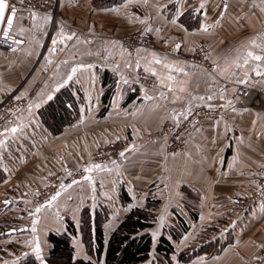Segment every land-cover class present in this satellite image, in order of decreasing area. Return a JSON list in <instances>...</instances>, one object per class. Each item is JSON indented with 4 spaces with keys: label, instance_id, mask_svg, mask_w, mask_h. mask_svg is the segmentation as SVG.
<instances>
[{
    "label": "crops",
    "instance_id": "obj_1",
    "mask_svg": "<svg viewBox=\"0 0 264 264\" xmlns=\"http://www.w3.org/2000/svg\"><path fill=\"white\" fill-rule=\"evenodd\" d=\"M7 1L18 9L11 35L19 43L15 51H0V110L13 100L24 105L0 131L6 145L0 146V264H20L27 256L47 264L50 233H68L75 256L95 261L83 237V215L93 226L100 213L105 215L107 242L135 208L153 214L152 263L162 264L156 246L166 235L175 247L172 264H252L264 245V75L253 70L256 64L264 68V61H249L244 68L232 61L248 50L264 56L249 43L264 38L262 0H228L225 5L218 0H110L103 6L94 0H59L56 18L23 10L27 0ZM61 30L73 38L60 42ZM136 32L151 35L156 48L129 52L122 40ZM53 39L58 42L50 56ZM257 43L264 45V39ZM176 45L189 53L208 49L211 67L174 57L170 51ZM152 53L184 71L153 63ZM89 64L93 67L78 71L55 90L72 66ZM146 66L164 78L163 85L158 79L157 87L138 81ZM169 74L176 80L168 81ZM241 85L258 92L252 104L240 101L236 91ZM199 107H221L224 112L204 120L184 149L168 153L167 139L160 134L163 126L176 123L174 113ZM183 119L179 116V122ZM12 127L18 129L15 134ZM116 141L124 144L123 157L93 161L99 147ZM94 164L111 171H84ZM61 170L78 174V183L63 189L40 213L27 210L31 201L24 194L33 186L44 189ZM64 213L74 220L72 235ZM180 218L188 229L174 238L170 229L178 227ZM37 243L40 258L34 251ZM208 243L209 249L187 261L179 259L181 252ZM97 264H105V253Z\"/></svg>",
    "mask_w": 264,
    "mask_h": 264
},
{
    "label": "built area",
    "instance_id": "obj_2",
    "mask_svg": "<svg viewBox=\"0 0 264 264\" xmlns=\"http://www.w3.org/2000/svg\"><path fill=\"white\" fill-rule=\"evenodd\" d=\"M221 4H227L228 0H218ZM59 0H27L23 10L28 12L42 13L53 18L57 17ZM11 7V6H10ZM14 39H5L0 33V51L12 52L16 48ZM124 47L129 51L133 52L138 48L155 49L156 43L154 38L143 32H136L126 36L123 40ZM170 53L183 61L195 63L206 68L211 67L209 59V50L202 48L193 53L185 52L183 49L176 47L172 48ZM138 81L149 87H157V78L144 70L138 72ZM230 86V84H228ZM237 95L240 101L244 104H252L258 96V92L246 87L238 86ZM22 101H9L4 108L0 110V131L8 125L12 124L16 118L17 113L23 106ZM224 110L221 107L208 108L199 107L196 108L187 119H183L177 123L168 122L166 123L161 131V135H164L167 139V152L172 154L181 151L185 147L187 138L195 133L201 126L204 120H214L223 115ZM124 144L120 141L110 142L102 147H99L92 155V159L95 162L102 163L111 159H116L120 156ZM79 175H68L65 171L61 170L56 173L48 181L44 189H39L33 186L30 191L24 194L26 200H30V207L27 210L33 211L36 207L44 204L50 197L54 196L57 191H62L66 187L72 184V181L78 179ZM63 184L64 188L61 189L60 185ZM261 193L264 192V179L260 184ZM35 192V195L33 193ZM248 204L244 205L247 208ZM63 219L70 224H74V220L69 213L63 214ZM254 264H264V245L262 246L259 255L254 259Z\"/></svg>",
    "mask_w": 264,
    "mask_h": 264
},
{
    "label": "trees",
    "instance_id": "obj_3",
    "mask_svg": "<svg viewBox=\"0 0 264 264\" xmlns=\"http://www.w3.org/2000/svg\"><path fill=\"white\" fill-rule=\"evenodd\" d=\"M109 2L110 0H94L96 6L107 5ZM104 216L100 213L93 226L90 217L83 215V237L87 250L95 256V261L75 256V248L68 233H50L48 241L51 249L46 259L47 264H97L103 253H105V264H155L149 263L153 249L152 236L149 232L153 225L152 212L140 208L132 209L111 233L107 242L103 229ZM68 226L70 234H74L75 224L68 223ZM187 229L186 223L180 218L178 227L170 229V234L177 238L178 234L186 232ZM211 245L208 243L205 246L185 250L179 254V259L187 261L198 252L205 250V247L209 249ZM156 252L160 255L162 264H172L171 255L174 254L175 247L166 235L161 236ZM20 264L38 263L33 256H27Z\"/></svg>",
    "mask_w": 264,
    "mask_h": 264
},
{
    "label": "snow or ice",
    "instance_id": "obj_4",
    "mask_svg": "<svg viewBox=\"0 0 264 264\" xmlns=\"http://www.w3.org/2000/svg\"><path fill=\"white\" fill-rule=\"evenodd\" d=\"M21 2H23V0H21ZM128 2L131 3V2H133V0H128ZM143 2L144 3H147L148 0H143ZM262 3H264V0H262ZM200 7L203 8L204 5L201 4ZM17 11H18V9L16 7H14V6H11L10 7L9 6V4L7 3V0H0V30H2L3 36H4L5 39H8L9 36H10V33H11V31L13 29V26H14V20L17 19ZM261 11L264 12V7L261 8ZM32 15L35 17L36 14L33 13ZM45 19L48 20V19H50V17H45ZM137 19H138V22H140V23H144L145 22L142 19H139V18H137ZM174 22L175 21H173V23ZM203 30L204 31H208V28L205 27ZM148 31H151V29H148ZM20 32L23 33V29L22 28L20 29ZM58 35L61 38V41L60 42H62L64 39L71 40L73 38L72 35H68V36L65 37V35H64V33H63L62 30H61V32ZM257 39H264V38H262V37L253 38L249 42L250 45L252 47L261 48V50L264 51V45L258 44L257 43ZM57 42L58 41L56 39H53L52 40L51 43H52L53 47L50 49V56H51V54H53V53L56 52V48L54 46L57 44ZM14 43H19V41H14ZM176 48L179 49L180 48V45H176ZM13 50L15 51V49H13ZM137 51L139 52V50H137ZM152 56L154 58L153 61H152L153 63H155V64H162L163 63L161 61V59H159L156 56L155 53H152ZM241 60H242V63H241ZM249 61H264V56H262V55H256V54L253 53V51L248 50L246 52V54L243 55V56H241V55L238 54L237 57H236V59L233 60L232 63L235 65L236 68H244L245 66H247L249 64ZM48 62L49 63H52V61H51L50 58L48 59ZM62 63L68 64V61L67 60L62 61ZM92 67H93V65H91V64H89V65L72 66L70 68L69 74L67 75V79L64 80L63 83L59 84L56 87L55 90L56 91H59L60 88L64 87L68 83V81H71L73 79V77L76 75V73L78 71H81L84 68H92ZM126 67H131V64L130 63H126ZM136 67L137 68L140 67V61H139V59L136 62ZM163 67L169 69L170 71L171 70H174L176 72H183L184 71L182 68H178V67L173 69V66L170 65V64H167V63H163ZM227 70L228 69L225 68L223 71H220V75H224V73ZM253 70L256 72V75H258V76L264 75V68H262L260 64L254 65ZM144 71L145 72H150L151 75H153V76H157V73H156L155 69H150L149 67L146 66L144 68ZM214 71H215V69H214ZM245 75H247V73H245ZM121 79L123 80L124 83H128V81L126 79H124L123 76L121 77ZM157 79L160 81L161 85L164 84V78H162L160 76H157ZM167 80L170 81V82H172V81H175L176 80V77L173 76V75H171V74H169L167 76ZM167 87H168L169 91H171V92H174L175 91L172 88L171 83H169L167 85ZM179 91L180 92H183V91H185V89L183 87H181L179 89ZM160 96L162 98H167L166 97V94L164 92H161L160 93ZM52 98H53L52 95H49L47 97L48 100H51ZM146 98L147 99H153L152 97H147V96H146ZM17 99H20V97H17ZM178 99H180V97L178 95H176L175 96V100H178ZM194 99L203 100L204 97H194ZM208 99L211 100L212 99V96H209ZM175 100L173 102H175ZM28 107H29V112H30L31 111V108L33 107V105L32 104H29ZM35 107H37V108L40 107V104H36ZM189 114H191V108H188L186 112L174 113L173 120L176 121L177 126H179V116H183L185 119H187V116ZM17 131H18V129L16 127H12L10 129L11 134H15ZM0 135H2V134H0ZM0 146H6L5 145V142L2 141V140H0ZM120 156L123 157L124 156V152H121L120 153ZM112 163L115 164V161H113ZM94 168L95 169H98V170H103V171H111V169L107 168V166H102L100 164L90 165L88 168H85L84 171L85 172H91ZM68 175H71V173L69 172ZM84 179L87 180V181H89V182H91V180H92V178L90 176H85ZM72 183L75 184V183H78V182L75 181V180H73ZM69 187H71V185H69ZM60 188L63 189L64 188V185L61 184L60 185ZM60 194H61L60 191H57L56 194L54 196H52L49 201L46 202V204H43V205H40V206L36 207L35 212L36 213H40L45 207L50 206L51 205V202L52 201H55L57 199V197L60 196ZM262 194H264V193H262ZM5 203H8V201H5ZM261 211L264 212V205H261ZM163 219L164 218L161 217V223H163ZM35 224H36V221L34 220L33 221V225H35ZM32 231L33 232L36 231L35 226H33ZM155 235H156V233H153V236L154 237H155ZM34 251H35V253L37 255V258H40V246H39V243L36 244V247H35ZM5 264H7V262H5ZM13 264H15V262H13Z\"/></svg>",
    "mask_w": 264,
    "mask_h": 264
},
{
    "label": "water",
    "instance_id": "obj_5",
    "mask_svg": "<svg viewBox=\"0 0 264 264\" xmlns=\"http://www.w3.org/2000/svg\"><path fill=\"white\" fill-rule=\"evenodd\" d=\"M7 3L9 4V2L7 1ZM10 6V5H9ZM14 22H15V20H14ZM0 33L2 34V36H3V32H2V30H0ZM9 38H11V39H14V37L11 35V33H10V36H9ZM15 40V39H14ZM14 232V231H13Z\"/></svg>",
    "mask_w": 264,
    "mask_h": 264
},
{
    "label": "rangeland",
    "instance_id": "obj_6",
    "mask_svg": "<svg viewBox=\"0 0 264 264\" xmlns=\"http://www.w3.org/2000/svg\"><path fill=\"white\" fill-rule=\"evenodd\" d=\"M149 263H151V261H149ZM252 264H254V263H252Z\"/></svg>",
    "mask_w": 264,
    "mask_h": 264
}]
</instances>
